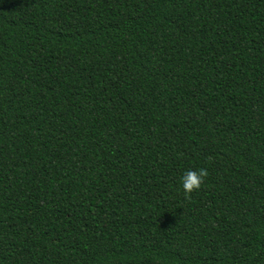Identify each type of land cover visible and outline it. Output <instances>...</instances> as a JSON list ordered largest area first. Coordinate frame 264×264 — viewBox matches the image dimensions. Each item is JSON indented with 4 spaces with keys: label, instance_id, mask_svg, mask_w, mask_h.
I'll list each match as a JSON object with an SVG mask.
<instances>
[{
    "label": "trees",
    "instance_id": "obj_1",
    "mask_svg": "<svg viewBox=\"0 0 264 264\" xmlns=\"http://www.w3.org/2000/svg\"><path fill=\"white\" fill-rule=\"evenodd\" d=\"M0 264H264V0H0Z\"/></svg>",
    "mask_w": 264,
    "mask_h": 264
},
{
    "label": "clouds",
    "instance_id": "obj_2",
    "mask_svg": "<svg viewBox=\"0 0 264 264\" xmlns=\"http://www.w3.org/2000/svg\"><path fill=\"white\" fill-rule=\"evenodd\" d=\"M206 176L207 171L203 168L184 171L180 177V186L185 197H188L192 192L199 190Z\"/></svg>",
    "mask_w": 264,
    "mask_h": 264
}]
</instances>
